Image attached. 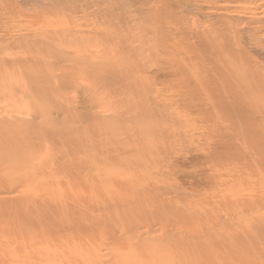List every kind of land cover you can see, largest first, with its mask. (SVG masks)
<instances>
[{
  "label": "rangeland",
  "instance_id": "rangeland-1",
  "mask_svg": "<svg viewBox=\"0 0 264 264\" xmlns=\"http://www.w3.org/2000/svg\"><path fill=\"white\" fill-rule=\"evenodd\" d=\"M26 1L0 0V58L11 60L24 54L26 49L20 40L28 35L27 30L53 16L38 8L36 0ZM129 1L133 6L126 7L124 19L133 34L127 35L125 48L138 49L130 59H138L136 63L143 69L134 82L139 91L137 99L131 98L133 94L113 92L118 85L97 83L102 66L87 73L79 67L84 60L89 61V56L106 61L111 60L112 53V60L119 55L109 46L97 44L100 36L92 33L89 22L79 30L93 36L84 41L67 39L62 48L75 47L74 54H68L73 62L55 70L60 79L38 85L39 96L31 93V100L20 93L25 83L21 75L0 77V119L12 122L33 118L37 130L44 134V151L49 152L52 141L57 143L48 157L43 155L51 168L61 159L60 152L73 150L76 156L69 159L76 161V168L79 162L90 161L100 171L119 167L120 173L131 170L134 175L119 178L102 172L94 178L79 169L84 170L80 177L45 174L36 181L28 180L27 185L38 187L36 191L37 187L24 192L17 187L15 192H0V264H264V129L241 128L236 110L220 108L217 102L221 100L213 97L215 88L209 84L216 73L225 72L227 76L237 70V78L253 91L262 89L253 93L254 101L264 100V59L253 52H264V0ZM160 3L171 13L167 27L174 24L176 29L169 27L162 33L163 41L171 46L158 55L172 60L163 69L154 65L157 53L151 40L155 18L149 20L146 13ZM226 18H230L229 47L218 58L197 37H207L213 28L222 30ZM68 23L73 25L67 18L59 29H68ZM245 24L247 44L242 45L234 32ZM191 31L198 34L192 36ZM186 41L195 45L192 51L186 48ZM78 50L80 55L76 54ZM56 58L35 64L34 72H30L47 73L57 65ZM70 70L76 77L61 80L67 79ZM160 72L166 78L155 81ZM116 77L120 79L115 84L131 80L124 79L122 73ZM121 103H131L136 115L119 118ZM260 116L254 114L255 122ZM123 130L128 137H113ZM25 166L30 167H20ZM16 178H22L18 186L26 177L13 175L12 179ZM46 185H51L50 189H40ZM40 209L51 210L31 228L28 222L32 219L19 216L20 226L27 228L13 230V210H36L33 216H38ZM254 217H258L257 222L252 221ZM94 227H99L101 235H90ZM218 229H222L221 237H202L220 233ZM84 234L88 235L85 243L80 240Z\"/></svg>",
  "mask_w": 264,
  "mask_h": 264
},
{
  "label": "bare ground",
  "instance_id": "bare-ground-1",
  "mask_svg": "<svg viewBox=\"0 0 264 264\" xmlns=\"http://www.w3.org/2000/svg\"><path fill=\"white\" fill-rule=\"evenodd\" d=\"M36 1L38 4L36 2L35 3H36L38 8L41 9V7H43V11H47V13L53 14V16L50 20L47 19V20L39 21L40 23H36V25L34 24L35 25L34 27H31L29 30H27L28 35H24L23 36L24 39L20 40L23 42L22 44L26 49L23 52L24 54L20 53L21 55L14 56L13 58H11V60L3 59L4 57L0 58V66L2 65V67H0L1 68L0 69V77H2V78H6V77L15 78V76L21 75L22 78L25 80V83L22 84V87L20 88V93L25 94L23 96H30L31 93L36 94V96L37 95L39 96L38 90L40 89V86H38V85L45 84L49 80L52 81L54 79L55 80L60 79V76L55 74V70L57 71V68H59V69H60V67L62 68V66H60L61 64H64L66 62H70V63L73 62L74 58L71 59V57L68 54H70L72 56V53L75 52L73 50L75 47H73V49L68 48L67 50H63V48H62L64 46V44H67L66 43L67 39L70 38V39H78L79 41H84L85 39L88 40L93 36V35H89V34H88L89 37L85 36V35H83V33H86V32L79 30L84 25V23L89 22L90 27L92 29V33H96L97 35L100 36L99 40L97 41V44L99 46H104L106 48L109 46L110 49L116 50L119 53V55H118V57H116L115 59L112 60L113 53L111 52L112 54L111 55L109 54L112 57V58L110 57L111 60H106V61L104 59L92 60L91 59L92 56H89V58H87V60H89V61L84 60L80 64L79 67H81L87 73L88 70L98 69L97 67L102 66L103 67V73L101 75L99 74L98 76L96 75V77H98V78H96L97 83L103 84V86H107V87L111 86L112 84H114L112 87H115V85H118V88L117 89L115 88V90L113 92L125 93V94H130V95L133 94L134 96H131V98L134 100L137 99V96H139V91H138L136 85H134V82L137 79V74H139L138 71L141 72L143 69H140L141 67L139 66V64L137 65L136 62H138V59H136L135 57H133L135 59H133V58L130 59L134 54H136L138 52V49L137 48L134 49V47H131L128 49L125 48V43L127 42L126 41L127 35H129V33H131V34H133V33L129 32V31H131V29H130V26L127 23V21L125 22L126 18L124 16V14H125V11L127 9L126 8L127 6H130V7L133 6L132 2H130L129 0H95L94 3L89 2V1L87 2V0H36ZM179 1H181V0H178V2ZM30 2H32V1H30ZM25 3H28V0ZM173 4H176L174 6H177V2L173 3ZM155 5H156V3H155ZM181 5H182V3H181ZM174 6L172 5V8ZM38 8H37V10H38ZM60 8H62V9L60 10ZM173 9H175V8H173ZM23 10H25V8ZM146 13L148 15L149 20L151 18H152V20L155 18L152 25L156 28V30H155L154 36L152 37V40H151L153 42L154 46L156 47L155 52L157 53L154 65L160 67L159 69H163V66L167 65L168 63H171V61H172L170 58H168V56L160 57L158 55L159 52H162L161 49H168L171 46V44H169L166 39H165L166 41H163L164 35L162 34L167 28L170 27V25H169V27H167V25L169 22L168 18H170L169 14H171V13H170V10H168V6L163 4V3L158 4L156 6V8L154 7L153 10H151V8H148ZM221 13H223V12H221ZM67 18H69V21H70V19L72 20L73 25H70L71 23L70 24L68 23L70 26L68 29L64 26L63 29L64 28H66V29L60 30L62 28L59 29V26L61 25L63 20H66ZM229 20H230V18H226L224 20V24L222 25V28H223L222 30L213 28V30H211L209 34H206L207 37L205 36V34H198V32H194V31L193 32L191 31L192 33H190V34L192 36H196L198 34V37H197L198 41L202 42V44L210 50V54L216 55L217 57L221 56L224 53L225 54L227 53V50L229 47V45H228V39H229V36H228L229 31L228 30H229V28L227 27ZM77 22H80V24H77ZM172 22H174V21H172ZM170 24H171V22H170ZM172 25L174 26V24H172ZM173 26L170 27L172 30L175 29V28H173ZM247 29H248V26L246 28V24H245L242 28L235 29V32H234V34H236L235 38H236L237 42L242 44V45L247 44V40H246L247 35L245 32V31H247ZM74 30H76V31H74ZM171 32H173V31H171ZM77 33H78V36H76ZM44 34H45V37H44ZM252 40L254 41V39H252ZM185 43L187 44L186 48L189 50L193 49V47L195 46L193 43H190L189 41H186ZM77 47H79V46H77ZM82 48L83 47H81V49ZM107 50L108 49H106V51ZM255 50L253 51L251 49V52L253 51L256 54L257 58L264 59V52L260 53L257 50L256 51ZM200 53H201V51H200ZM76 54L80 55V51H79V53L77 52ZM125 54H126V56H125ZM84 55H86V54H84ZM55 56L58 57V58H56V60H57L56 64L57 65L51 66L50 68H52V69L47 71V73H45V74L36 73V72L34 74L31 73V72H34V71H32V69H33V66L35 64L38 65L43 60L44 61L48 60V57L50 58V57H55ZM209 57H211V56H209ZM9 58H7V59H9ZM98 58L99 57H97V59ZM100 58H102V57H100ZM9 61H11L13 63H11ZM53 61H55V60H53ZM218 64H220V63H218ZM211 66H213V65H211ZM216 66H217V64H216ZM74 67H76L75 64L72 66L71 70H74L73 69ZM168 68H169V65H168ZM213 68H214V66H213ZM138 69H140V70H138ZM166 69H167V66H166ZM177 69H179V67ZM71 70H70V73L67 75L68 76L67 79L61 78V80H63L64 82L69 81V80H73L76 77V72H72ZM219 70H216V71H219ZM223 70H225V69H222V71ZM84 71H82V72H84ZM159 71L160 70H158V72ZM29 72L31 74H28ZM82 72H81V74L83 75ZM163 72H160L161 74L160 73L156 74L157 77L155 76L156 77L155 81H162L166 78V76ZM117 73H122L124 76V79L126 77H129V78H131V80H129V82H124L122 80L121 84H115L120 79V78L116 79ZM235 73L238 74L237 70H235L234 73L231 75H230V73H228L227 76H226L225 72L216 73L217 76L214 77L213 83L209 82V84L214 86V88L216 89V90L214 89V91L212 92L213 97L221 100V101L217 100L218 101L217 104L220 106V108H224L225 110H226V108L231 109V110L234 108V110H236L238 116L237 117L234 116V117L237 118V120L242 121V122H240V123H242L241 128L244 127L245 129H264V116H262V115H264V100H260V101L256 102V100L254 101V99H253L254 98L253 93H257V91H262V89L260 90L257 88L256 90L253 91L251 89V86L247 85V83L242 81L241 79H238ZM84 75H85V73H84ZM215 78H217V79H215ZM201 82L203 83V85H208L205 80H203V81L201 80ZM201 82H200V85L202 84ZM148 88H149V90L147 91V93L151 94V87H148ZM30 98L32 100V96H30ZM25 99H29V97H25ZM253 101L256 103L254 104ZM20 107H21V105H20ZM118 112H119L118 113L119 118H127L129 116H135L136 115V113H135L136 110L133 108V106H131V103H121V105H119V111ZM255 113H261L259 120L256 122H255V119L253 118ZM228 114H229V111H228ZM147 117L150 118V116H147ZM231 117H233V114H231ZM35 125H36V123L33 120V118H29V117L27 120L17 119V120L12 121V122L9 120L0 119V192H15V188H17V187L21 188V192L29 191L33 187L31 186V183L27 185V181L28 180H30V182L36 181V180L40 179L41 176L43 177L45 174H49V175L55 174L54 177L60 176L61 178H67L73 174L76 175L77 177H80V175L82 173H84L83 171L85 170L86 175H89V176L93 175L94 178H98L99 173H102V172H109V174L111 176H115V177L119 176V178H120V176L134 177L131 170H126L124 173H120L121 170L119 167H114V168L106 167L100 171V170H98L97 167L95 168V166L93 164H91L90 161H85L82 163L79 162L78 164H80V167L76 168L77 164L73 165V163H75L76 161H74V159H73V161H71L69 159L70 155L76 156V154L73 150L71 152H70V150L67 152H60L59 158H61V159H59L57 162L54 163L55 168H51L50 165L48 163H46V161H45L46 159H45V157H43V155L48 157V155L50 154V152L53 150V148L56 146L57 143L52 141L50 146L47 148V150L49 152H46V150L44 151V147H45L43 145V143H44L43 141L45 140L44 134L42 132L38 131L37 128L35 127ZM234 125H236V124H234ZM230 126L232 127L233 125H230ZM232 128H234V126ZM117 132L118 131H116L113 135V137L115 139H118L121 136H124V137L129 136L126 134L127 131L123 130V131H120L118 133ZM133 133L135 136L136 133L134 131H133ZM107 137H108V134H107ZM79 160L82 161V159H79ZM24 164L30 165V167L29 168L27 166H25V168L20 167ZM247 168H249V167H247ZM79 169H84V170L79 171ZM15 174L26 177L24 179L25 181L24 180H23L24 182L21 181L22 183H20V185H18V186L16 184L22 178L12 179L13 175H15ZM44 177H46V176H44ZM57 179H59V177ZM73 179H74V177H73ZM112 180H113V178H112ZM87 181H89V180L87 179ZM140 182H141V180H140ZM240 183H242V182H240ZM126 185H127V183H126ZM143 186H145V184ZM35 187H37V186H35ZM50 187H51V185H46L45 187H42L40 189H42L43 191H46V190L50 189ZM37 189H38V187L35 188V191ZM127 190H128V188H127ZM38 191H37V193H39ZM139 193L141 194V192H139ZM33 195H34V193H33ZM41 195H42V193H41ZM142 195H143V192H142ZM12 199H13V197H12ZM135 200H136V197H135ZM120 201H123V200H120ZM242 203H244V202L242 201ZM3 204H4V202H3ZM119 204H121V202ZM139 204L140 203H138V205ZM116 206H117V204H116ZM128 206H130V204H128ZM134 206H135V204H134ZM128 208H127L128 211L132 210V209L129 210ZM111 209H112V207H111ZM49 210H51V209H40L38 212V216H33V214L36 212V210L32 213L30 210L29 211L26 210V212H21L19 210L18 211L13 210V213H12L13 230H14V227H15V229H19V227L20 228H27L26 226L21 227L19 224L20 220L24 217H30L32 219V222H28V224H31L30 225V228H31V226L34 224V222L40 220L42 217H45L47 215V211H49ZM116 210H118V209H116ZM126 213H125V215L127 216ZM21 215H22V218H19V216H21ZM228 215L229 214H227V216ZM235 216H236V214H235ZM237 216H239V215H237ZM257 220H258V217L252 218V221L257 222ZM220 230H222V229H220ZM220 230H219L220 233L211 232L210 234H208L206 236L204 234V236H202V237L203 238L221 237L222 235H221ZM241 230H243V229H241ZM99 231H100L99 227L98 228L94 227L92 230H90L89 233H90V235H91V232H92V235L93 234L95 235L96 233L100 234ZM89 233H87V234L89 235ZM87 234L86 235L84 234L80 238V240L83 243H85L84 241H86L88 238ZM198 237L201 238L200 236H198ZM67 241H66V244H68V242H69V241L68 242ZM56 244H59V242H57ZM96 259L97 258L90 259V262H94ZM101 263H99V264H101ZM93 264H96V263H93Z\"/></svg>",
  "mask_w": 264,
  "mask_h": 264
}]
</instances>
